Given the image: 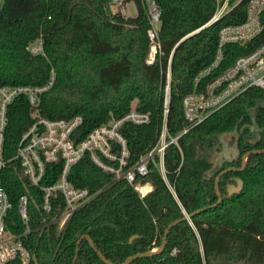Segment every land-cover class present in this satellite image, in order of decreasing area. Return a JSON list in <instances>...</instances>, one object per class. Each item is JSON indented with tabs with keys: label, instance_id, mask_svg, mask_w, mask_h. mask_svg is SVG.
Segmentation results:
<instances>
[{
	"label": "trees",
	"instance_id": "trees-1",
	"mask_svg": "<svg viewBox=\"0 0 264 264\" xmlns=\"http://www.w3.org/2000/svg\"><path fill=\"white\" fill-rule=\"evenodd\" d=\"M134 1L138 13L128 18L111 13L108 0H4L0 7V84H45L55 70L54 84L42 93L40 113L51 119L81 115L83 121L72 133L76 141L123 116L137 100L136 108L149 111L151 119L121 126L130 150L125 168L134 165L159 139L169 67L167 124L169 133L178 136L165 151L166 176L153 161L147 174L137 176L136 181L153 186L143 197L135 183L117 178L86 152L72 166L69 179L96 195L59 229L52 222L65 209L63 198L52 200L53 210L47 213L43 191L15 157L23 133L36 120L28 97L18 95L7 109L6 164L1 171L13 204L8 229L16 234L26 231L18 206L27 195L32 231L23 240L33 255L30 264H73L83 235L92 238L95 248L82 238L76 264H107L98 251L123 264L136 253L159 248L174 221L215 205L220 198L217 175L236 166L219 180L217 205L176 224L167 235L165 250L130 264H264V151L251 152L240 168L247 151L264 147V88L248 87L192 127L183 112L184 96L202 90L238 55L263 42L264 31L246 45H225L220 66L196 84L197 73L215 57L221 27L242 22L248 0L211 23L207 22L216 0H156L161 8L162 52L153 62L148 61L147 2ZM41 35L46 55L32 54L28 45ZM224 135L231 136L233 147L214 162L215 140ZM62 165L63 160L47 162L41 183H53Z\"/></svg>",
	"mask_w": 264,
	"mask_h": 264
},
{
	"label": "built area",
	"instance_id": "built-area-1",
	"mask_svg": "<svg viewBox=\"0 0 264 264\" xmlns=\"http://www.w3.org/2000/svg\"><path fill=\"white\" fill-rule=\"evenodd\" d=\"M240 1L216 0V10L207 23L218 20ZM130 2L135 1L108 0V5L111 8V13L128 18L134 16L128 11ZM146 2L150 22L148 35L151 40L148 61L153 62L157 53L162 52L159 39L161 8L156 0H146ZM3 3L4 0H0V7ZM263 14L264 0H248L245 19L242 22L225 24L221 27L215 57L210 65L197 73L194 78L196 84L210 76L220 66L225 55V45L228 43L246 45L264 31ZM44 42L41 35L28 45V49L32 54L46 55ZM55 78L56 75L52 71L49 81L45 84H0V264H30L33 257L31 250L23 240V237L32 231L28 225L29 197L23 195L18 206L21 219L27 225L26 231L23 234L13 233L7 226V217L13 204L3 184L1 174L6 164L4 140L5 127L8 122L7 109L18 95L23 94L28 97L36 120L23 133L15 157L20 160L23 171L30 181L38 185L43 191V209L47 213L53 210L52 200L60 196L63 198L65 209L52 222L57 224L59 229L77 209L87 204L96 195L88 187H78L69 179L72 166L86 152H89L96 164L105 170L115 172L117 178H126L131 183H135V187L143 197L150 191V186L148 183L136 181L137 176L149 172L150 161L157 164L162 171V166L165 168L164 155L168 144L173 141L178 142V136L169 133L167 124L170 101V67L165 88L164 121L159 139L149 151L142 154L139 160L129 168L125 167L128 163L130 150L121 126L127 121L136 124L147 123L151 119L150 112L132 107L123 116L96 126L84 138L76 141L72 133L83 121L81 115H75L69 119H51L40 113L42 93L54 84ZM251 86L264 88V41L250 51L238 55L231 65L208 80L202 90H195L184 96L183 112L189 126L192 127L200 123L210 113ZM188 128H184L183 131L188 130ZM59 160H63L59 177L53 183H41L46 172V163ZM165 173H163L164 176ZM146 185L149 188L144 191ZM46 225L48 224L43 226ZM176 253L177 250L174 249L172 254Z\"/></svg>",
	"mask_w": 264,
	"mask_h": 264
},
{
	"label": "water",
	"instance_id": "water-1",
	"mask_svg": "<svg viewBox=\"0 0 264 264\" xmlns=\"http://www.w3.org/2000/svg\"><path fill=\"white\" fill-rule=\"evenodd\" d=\"M262 151H264V147H263V148H255V149H252V150L247 151V152L243 155V164H242V166H241L240 168H243V167L245 166L246 161H247V157H248V155H249L251 152H262ZM237 168H238V167H236V166H229V167L223 169V170L217 175L216 180H215V187H216L217 193H218V195H219L220 198H219L218 202H217L215 205H217V204L221 201V193H220V191H219V180H220L222 174L225 173V172H227V171H229V170H231V169H237ZM215 205H209V206H205V207H203V208H200V209L196 210L193 214H189V215L185 216L183 219H190V218L192 217V215H194V214H196V213H199V212H201V211H203V210H205V209H207V208H211V207H213V206H215ZM183 219H182V220H183ZM182 220L174 221L173 223H171V224L168 226V228L165 230V236H164V238H163L162 245L158 248V250H154V249H153V250L148 251V252L136 253V254H134V255L128 257V258L123 262V264H130L133 260H135V259H137V258H139V257H150V256L154 255V254L157 253V252H160V251L165 250L166 245H167V235H168L169 231H170V230H171L176 224H178V223H179L180 221H182ZM84 237L87 238V239L89 240L91 246H92L93 248H95V244H94V241L92 240V238H91L89 235H83V236L78 240V243H77V244H78V247H77V250H76V255H75V258H74L73 264H76V261H77V258H78L79 244H80V242H81V239L84 238ZM98 254H99L100 258H101L105 263H107V264H116V263L112 262L111 260H109L108 258H106V256H105L103 253H101L100 251H98Z\"/></svg>",
	"mask_w": 264,
	"mask_h": 264
},
{
	"label": "rangeland",
	"instance_id": "rangeland-1",
	"mask_svg": "<svg viewBox=\"0 0 264 264\" xmlns=\"http://www.w3.org/2000/svg\"><path fill=\"white\" fill-rule=\"evenodd\" d=\"M107 6H108L109 9H111L108 4L106 5V7ZM128 11H129L130 14H132L134 16L137 15L138 9H137V5H136L135 2H130V4L128 5ZM53 72L56 75V71L53 70ZM136 103H137V100H134L133 103H132V107H136ZM230 138H231L230 135H224V136H221L220 138H218L217 140H215L216 143H214V146L216 148L215 149L213 148V153H212V156H211V158L214 159V162H217L218 158L220 156H223L226 152H228V150L231 151L233 146H232V143L230 142ZM160 166H161V163H160ZM162 169H163L162 172L165 173V168L163 166H162ZM165 176H166V173H165ZM145 183H149V182H145ZM152 188H153V186H152ZM154 250H158V248H155Z\"/></svg>",
	"mask_w": 264,
	"mask_h": 264
},
{
	"label": "crops",
	"instance_id": "crops-1",
	"mask_svg": "<svg viewBox=\"0 0 264 264\" xmlns=\"http://www.w3.org/2000/svg\"><path fill=\"white\" fill-rule=\"evenodd\" d=\"M148 185L150 186V191L152 190V186H151V184L150 183H148Z\"/></svg>",
	"mask_w": 264,
	"mask_h": 264
}]
</instances>
